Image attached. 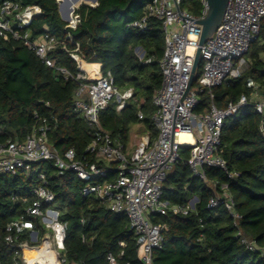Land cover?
<instances>
[{
	"label": "trees",
	"instance_id": "16d2710c",
	"mask_svg": "<svg viewBox=\"0 0 264 264\" xmlns=\"http://www.w3.org/2000/svg\"><path fill=\"white\" fill-rule=\"evenodd\" d=\"M4 1L0 0V4ZM13 1L40 6L41 11L27 27L33 36L48 32L66 43L70 50L78 45V52L86 61L102 63V72L112 74L120 91L133 89V97L125 108L118 110L117 103L111 102L100 112L103 130L126 147L131 129L140 123L149 131L152 141L156 139L157 130L152 121L156 107L152 100L162 83L160 60L165 50L164 30L156 18L149 19L144 31L132 26L142 18L151 0H99L93 7L83 3L76 8L81 21L76 29L70 30L71 39L65 29L67 22L59 12L58 0ZM81 2L92 3L91 0H63L61 13H71ZM188 9L194 15L201 13L194 1ZM136 47L145 51L143 59L135 53ZM52 56L58 65L75 75L78 73L77 62L69 51L58 46ZM246 58L249 66L240 77L212 89L219 107L237 102L242 94L251 97L252 83L258 85L264 96V20ZM147 59L151 61L146 62ZM202 66L201 62L195 84ZM77 86L76 81L64 79L21 42L0 38V143L15 136L25 137L40 117H48L49 140L54 149L64 153L75 148L79 156H88L85 149L93 131L74 110ZM210 101V93L205 89L199 95L195 111H204ZM220 152L227 171L238 175L230 176L224 169L206 167L207 179L214 183L210 185L193 175L187 165L190 147H182L180 159L164 183L163 198L179 204H186L193 197L197 201L186 215L173 212L152 215L155 223L166 225L162 247L154 252V264H264V114L257 111L254 103L250 102L225 120ZM91 159L96 161L94 156ZM41 173H45L55 194L53 206L67 225L68 264H110L107 258L110 253L119 264H143L127 215L110 210L94 194H84L86 181L71 170L61 173L51 160L36 162L31 170L0 172V264H14L15 250L5 240L6 225L33 202L34 188L42 182ZM115 176L111 169L99 181ZM223 184L228 185L235 207L242 215L240 226L247 237L258 243L259 250L250 251L241 243L224 204L209 207L210 198L222 192ZM23 197L28 198L27 202ZM37 226H41L39 222Z\"/></svg>",
	"mask_w": 264,
	"mask_h": 264
},
{
	"label": "built area",
	"instance_id": "2783aa9c",
	"mask_svg": "<svg viewBox=\"0 0 264 264\" xmlns=\"http://www.w3.org/2000/svg\"><path fill=\"white\" fill-rule=\"evenodd\" d=\"M183 2L151 0L142 18L132 23L133 27L144 31L149 19L156 18L162 22L165 35V50L160 60L162 83L152 100L156 107L152 121L157 137L152 141L147 134L132 153L126 151L121 141L103 130L99 115L111 102L117 103L118 110L125 108L133 97V89L120 91L112 74L102 72V63L86 61L79 54L78 45L70 50L66 43L48 32L33 36L27 27L41 11L39 5H23L13 0L0 4V38L21 42L64 79L76 81L74 110L93 131L85 149L88 156H79L75 148L60 153L49 140V118L40 117L32 132L25 137L15 136L0 143V172L31 170L34 163L46 160L53 161L61 173L74 171L86 181L84 194H94L110 210L127 215L143 264H154V252L162 247L166 228L164 224L155 223L152 215L168 212L186 215L195 206L194 197L186 204L171 203L163 198L164 183L180 159L182 147H190L187 165L193 175L210 185L214 183L208 181L206 167L221 168L230 176H237V172L227 171V163L220 152L224 122L250 102L255 104L259 113L264 114V100L256 83H252L254 90L251 97L242 94L237 102H229L224 107L216 104L212 92L224 82L240 77L248 68L246 53L261 32L264 0H228L220 24L201 46L202 73L196 85L194 81L188 91L202 34V26L197 20L207 15L209 5L208 0H201V13L194 15L183 6ZM80 21L75 8L65 26L69 39L70 30L76 29ZM58 46L69 51L77 62L79 71L76 75L56 63L52 52ZM144 56L145 51L142 50L139 57L143 59ZM205 89L210 93V104L204 111L196 112L199 95ZM139 118H143L141 111ZM183 134L191 135L192 143L181 141ZM112 163L114 166H111ZM111 169H114L115 178L99 181L106 178ZM40 178L42 182L34 188L33 202L23 214L6 225L5 240L7 246L15 250L14 264H68L65 253L67 225L60 220V212L53 206L55 194L48 185L45 173H41ZM22 200L27 202L28 198L23 197ZM220 204H224L232 216L236 236L241 243L250 251L259 250L258 243L247 237L240 226L242 215L235 207L227 184H223L222 192L215 193L209 200V207ZM107 258L110 264H119L113 254L110 253Z\"/></svg>",
	"mask_w": 264,
	"mask_h": 264
},
{
	"label": "water",
	"instance_id": "95a60500",
	"mask_svg": "<svg viewBox=\"0 0 264 264\" xmlns=\"http://www.w3.org/2000/svg\"><path fill=\"white\" fill-rule=\"evenodd\" d=\"M62 1L63 0H58L59 12L61 14V17L65 21H67L70 19V16H68L66 18L63 17V15L61 13V2ZM73 1L77 2L80 0H73ZM91 2L92 3L81 2L80 5L85 3V4H88V5L93 7L99 3V0H91ZM227 3H228V0H208L209 9H208L207 15L205 17L197 20V22L202 26V34H201L200 41H199V47L196 51L195 62H194V66H193V70H192V74H191V79H190L187 91L191 88V86L193 85V83H194V81L198 75V69H199L201 62H202L201 46L208 40V38L214 33L217 26L220 24V22L224 16ZM80 5H78L77 7H79ZM196 201H197V197H194L193 204Z\"/></svg>",
	"mask_w": 264,
	"mask_h": 264
},
{
	"label": "rangeland",
	"instance_id": "374dc122",
	"mask_svg": "<svg viewBox=\"0 0 264 264\" xmlns=\"http://www.w3.org/2000/svg\"><path fill=\"white\" fill-rule=\"evenodd\" d=\"M196 2L197 3V5L201 8V0H184V3H183V5L186 7V8H188V6L189 5H191L192 4V2ZM68 13H66L65 11H64V13H62V15H63V17H68L69 16V14H70V11H67ZM142 48L141 47H136L135 49H134V51H135V53L138 55V56H141V54H142ZM194 85H196L195 83H194ZM261 99L262 100H264V96H262L261 97ZM146 131V129H144L143 131H142V129H140L139 128V126H136V128H135V131H134V128L131 130V139L132 140H136L135 142H133L132 143V145H133V149L136 147V145L139 143V141L141 140V136H142V134L144 133ZM136 134H138L137 136H136V138L134 137V134L135 133ZM135 138V139H134ZM49 232H50V230H49Z\"/></svg>",
	"mask_w": 264,
	"mask_h": 264
},
{
	"label": "crops",
	"instance_id": "0c3cea01",
	"mask_svg": "<svg viewBox=\"0 0 264 264\" xmlns=\"http://www.w3.org/2000/svg\"><path fill=\"white\" fill-rule=\"evenodd\" d=\"M261 97H262V95H261ZM136 126H139V128L142 129V131L145 129L144 126H143V124H140V123H139V124H137V125H135V126L133 127V128H134V131H135ZM133 128H132V129H133ZM132 129H131V130H132ZM134 133H135V132H134ZM147 134L150 135L149 131L146 130V131L142 134L141 139H142L143 137H145ZM137 135H138V134L135 133V134H134V137L136 138ZM135 138H134V139H135ZM136 140H137V139H136ZM136 140H132V139H131V132H130V140H129V143L126 145V151H127L128 153H132V152H133L134 149H133V145H132V143L135 142Z\"/></svg>",
	"mask_w": 264,
	"mask_h": 264
},
{
	"label": "bare ground",
	"instance_id": "6f19581e",
	"mask_svg": "<svg viewBox=\"0 0 264 264\" xmlns=\"http://www.w3.org/2000/svg\"><path fill=\"white\" fill-rule=\"evenodd\" d=\"M93 2H94V1H93ZM78 5H80V3L76 4L75 7H73V10H74ZM73 10L71 11V13L73 12ZM71 13H70V15H71ZM180 139H181V141H189V143H192V141H193L191 135H189V134H183V135H181V138H180Z\"/></svg>",
	"mask_w": 264,
	"mask_h": 264
}]
</instances>
